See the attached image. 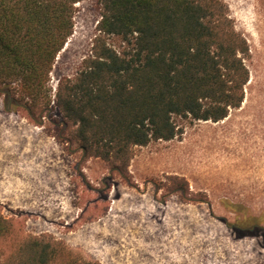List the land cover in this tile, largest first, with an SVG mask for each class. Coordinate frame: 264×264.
Returning <instances> with one entry per match:
<instances>
[{
    "label": "rangeland",
    "instance_id": "rangeland-1",
    "mask_svg": "<svg viewBox=\"0 0 264 264\" xmlns=\"http://www.w3.org/2000/svg\"><path fill=\"white\" fill-rule=\"evenodd\" d=\"M221 1L250 48L242 107L219 123L176 117L182 134L136 148L128 170L120 167L125 177L115 164L84 157L59 110L35 123L14 107L19 84L11 94L0 84L4 216L25 235L52 236L100 264H264V2ZM100 20V0L76 5L74 34L51 74L53 96L91 54ZM173 177L188 181L186 198Z\"/></svg>",
    "mask_w": 264,
    "mask_h": 264
},
{
    "label": "trees",
    "instance_id": "trees-1",
    "mask_svg": "<svg viewBox=\"0 0 264 264\" xmlns=\"http://www.w3.org/2000/svg\"><path fill=\"white\" fill-rule=\"evenodd\" d=\"M83 1L0 0V84L10 94L19 84L20 100L31 104L14 93V107L35 123L59 110L85 158L115 164L125 177L136 148L182 134L176 117L219 123L242 107L250 48L221 0H100L91 54L53 96L51 74ZM172 180L186 198L188 181ZM0 264L100 263L52 236L25 235L0 208Z\"/></svg>",
    "mask_w": 264,
    "mask_h": 264
},
{
    "label": "water",
    "instance_id": "water-1",
    "mask_svg": "<svg viewBox=\"0 0 264 264\" xmlns=\"http://www.w3.org/2000/svg\"><path fill=\"white\" fill-rule=\"evenodd\" d=\"M227 224V223H226Z\"/></svg>",
    "mask_w": 264,
    "mask_h": 264
}]
</instances>
